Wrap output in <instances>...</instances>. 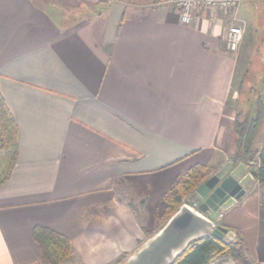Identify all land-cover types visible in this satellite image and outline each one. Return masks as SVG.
<instances>
[{"label":"crops","instance_id":"1","mask_svg":"<svg viewBox=\"0 0 264 264\" xmlns=\"http://www.w3.org/2000/svg\"><path fill=\"white\" fill-rule=\"evenodd\" d=\"M81 3L100 7L66 14ZM239 8L187 24L167 0H0V91L19 144L0 186V264H51L37 225L68 236L76 264H121L159 229L181 173L231 161L240 54L225 41ZM262 190L253 181L221 221L254 264ZM219 258L208 264H238Z\"/></svg>","mask_w":264,"mask_h":264},{"label":"trees","instance_id":"2","mask_svg":"<svg viewBox=\"0 0 264 264\" xmlns=\"http://www.w3.org/2000/svg\"><path fill=\"white\" fill-rule=\"evenodd\" d=\"M235 111L231 161L237 165L245 164L247 171L258 180L264 194V146L258 144L264 127V101L257 94L249 110L237 108ZM18 147V125L0 91V186L9 178L16 164ZM212 171L206 165L196 164L176 178L162 195L166 211L158 220L159 228L187 202V198L209 178ZM233 231L236 234L234 239L211 235L192 242L171 264H208L224 255L233 258L238 264H254L247 254L242 236L238 231ZM33 235L40 245L43 258L51 264H62L73 253L71 241L65 234L37 225Z\"/></svg>","mask_w":264,"mask_h":264},{"label":"water","instance_id":"3","mask_svg":"<svg viewBox=\"0 0 264 264\" xmlns=\"http://www.w3.org/2000/svg\"><path fill=\"white\" fill-rule=\"evenodd\" d=\"M227 161L201 184L156 232L143 241L121 264H171L188 246L203 237L234 239L236 234L211 217L240 200L255 181L243 163Z\"/></svg>","mask_w":264,"mask_h":264},{"label":"rangeland","instance_id":"4","mask_svg":"<svg viewBox=\"0 0 264 264\" xmlns=\"http://www.w3.org/2000/svg\"><path fill=\"white\" fill-rule=\"evenodd\" d=\"M53 1L56 2L57 0ZM82 4L83 3H81L78 7H66L64 8V10L66 14L69 13L74 17H79L86 15L94 10L97 11V9L100 7L87 5H85L84 7L82 6ZM239 9H241L240 16L245 20L246 24L244 22V39L239 48L235 51L236 54H240V72L235 80V84L233 87V95L235 96V98L231 99V103L234 105L235 110L237 108H242L244 111H246L247 109H250L251 104L255 100L257 94H260L262 100L264 101V0H247L245 3L240 5ZM236 22L232 21V23L234 24ZM260 133L261 137L259 140L263 141L264 127L262 128ZM216 171L213 170L209 178ZM125 195L128 199L132 198L129 191H126ZM189 198L190 196L187 198V201ZM133 206L136 211H140V205L135 204ZM216 213L217 211L213 212L211 216L213 220H218V218H216L218 216ZM73 257L74 256L72 253L62 264H73ZM226 258H228V256H221L218 259V262Z\"/></svg>","mask_w":264,"mask_h":264},{"label":"built area","instance_id":"5","mask_svg":"<svg viewBox=\"0 0 264 264\" xmlns=\"http://www.w3.org/2000/svg\"><path fill=\"white\" fill-rule=\"evenodd\" d=\"M176 8L181 11V20L184 23H191L194 19V11L200 8H216L219 10H232L237 9L245 0H167ZM245 35L244 22L237 21L235 24L231 23L226 33V49L231 52H235L242 43ZM254 176V175H253ZM255 178V177H254ZM257 187L262 189L258 180L255 178ZM218 220L214 219L215 223L220 224L225 210L219 209L216 213ZM73 264H76L73 262Z\"/></svg>","mask_w":264,"mask_h":264}]
</instances>
